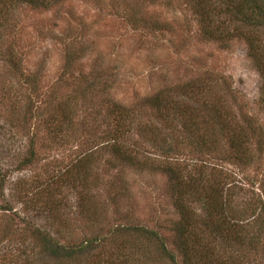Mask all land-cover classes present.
I'll return each instance as SVG.
<instances>
[{
	"label": "rangeland",
	"instance_id": "rangeland-1",
	"mask_svg": "<svg viewBox=\"0 0 264 264\" xmlns=\"http://www.w3.org/2000/svg\"><path fill=\"white\" fill-rule=\"evenodd\" d=\"M191 2L55 0L40 8L15 4L0 28V168L7 170L6 194L19 179V189L24 186L25 191L7 198L12 210L0 213V264H14L22 250L30 252L34 228L50 231L52 222L56 226L64 221L76 238L90 237L97 228L106 233L113 224L153 230L177 255L171 231L172 222L179 220L173 183L149 167L120 166L110 152L115 136H122L118 142L123 147H134L141 162L143 156L156 165L160 159L159 164L183 169L185 176L201 172L216 178L230 197L240 190L229 202V213L238 223L239 218L248 221L244 243L225 245L212 236L200 238L215 253V264H264L263 244L254 251L249 243L257 228L250 213L256 208L252 198L264 195L263 70L242 38L205 37L203 19ZM210 7L205 13L216 22L214 27L229 35L242 28L238 20L227 21L229 14L211 12ZM258 32L262 46L264 27ZM71 51L76 54L68 66ZM7 52L18 64L16 75L6 61ZM220 123L228 126L223 132ZM228 129L234 140L239 137L240 153L230 148ZM31 141L32 163L18 167ZM80 158L86 161L83 185L77 186L78 192L70 184L60 186L65 208L59 209L55 223L33 206L39 201L31 202V209L23 207L42 181L60 174L63 178ZM79 194L82 204L93 205L90 231L85 225L89 215L85 219L78 213ZM4 199L0 206L8 201ZM188 202L189 230L202 227L205 208L194 199ZM25 226L29 230L20 232ZM129 237L125 247L133 241L131 256L140 263L167 264L137 239V233ZM116 243L108 237L104 250L98 247L94 253V264L116 262L130 253L112 255ZM30 256L27 264H33ZM46 261L52 263L38 259L34 264Z\"/></svg>",
	"mask_w": 264,
	"mask_h": 264
},
{
	"label": "trees",
	"instance_id": "trees-1",
	"mask_svg": "<svg viewBox=\"0 0 264 264\" xmlns=\"http://www.w3.org/2000/svg\"><path fill=\"white\" fill-rule=\"evenodd\" d=\"M3 0L0 6V28L5 25V21H7V17L10 14V11L14 10L16 5L20 4H27L35 8L40 7H50L47 5H52L55 0ZM223 3V10L221 8V4H217V0H193L191 5L196 13H199L202 17V25L205 27L203 28V34L205 37L209 38H216L220 39V41H225L229 36L234 37L237 36L238 38H242L246 41L247 48L249 55L261 65V69L263 70L264 74V45L260 46L261 35L258 32V29L264 27V0H221ZM0 3V4H1ZM16 4V5H15ZM208 5H211V12H225L228 17V20H232L235 23L237 20L240 24H242V28L234 33L229 35V33H225V30H219L218 27H214V23H212L211 19L206 18V13H209ZM220 9V10H219ZM8 10V11H7ZM210 12V15H211ZM4 13V14H3ZM6 19H3L4 17ZM3 17V18H2ZM221 19H219V22ZM225 21V20H224ZM220 24L224 26V22H220ZM4 28V27H3ZM236 30V29H233ZM251 35V38H249ZM0 39H2L0 37ZM7 51V50H6ZM72 52V51H71ZM68 54V66L74 61V57L76 52ZM8 60H6L11 67H14L16 70L14 75L18 74V64L16 61L12 60V56L10 53L7 52ZM21 73V71H20ZM97 75L100 74L96 73ZM28 78H30L28 76ZM97 78V77H95ZM29 82V80H28ZM29 85L31 87H35L34 81H30ZM157 104L159 102L156 99ZM62 116L64 115L61 113ZM66 116V115H65ZM217 124L216 122H214ZM219 131L223 132L225 129L228 128L225 123L219 124ZM233 133H230L228 129V133L226 138L228 139L229 146L232 150L240 153L241 144L239 141V137L237 140H234ZM122 136H115L114 142L111 145L110 152L113 155H116L118 158V164L120 166L126 165L127 167H135L136 169L140 168H150L152 171H160L166 174L170 178V182L173 183V197H175L174 206L176 211L178 212L179 220L176 222H172V232L174 233L173 238V245L175 248L174 254L172 253L166 246L165 239L153 230H148L142 227H136L131 229L127 226L115 225L113 224L110 229L106 231V233L102 232V228H97L96 232L92 233L93 235L90 237H82L76 238L75 236L71 235V230L65 225V221L62 223H58L56 226L55 224L50 225V228L53 229L56 227L57 229L51 232L42 231L41 229L34 228L32 230V248H30V252H24L22 250L21 254L19 253L16 257L17 261L14 264H27L28 257L26 255L30 254V258L32 263L34 264L35 261L38 259L49 260L52 263L50 264H94V253H96L98 247L99 250H104V243H106L107 238H113L114 240H118V244L116 246L113 245L110 249L112 255L119 257V255L125 254L129 249L130 253H126L122 260L116 262H98L97 264H143L140 263L135 257L131 256L132 253V242L131 246L127 249L125 247V243L128 242L131 237H129V233H137V238L139 241L149 244V247H153V253L158 255V259L166 262L167 264H215L217 261L216 255L213 252L212 248H209V244L207 243L206 239L208 237H214L218 240H221L222 243L225 245H242L245 241V234H244V227L248 225V221L246 219L239 218L236 222L237 218L236 215L230 214V205L229 202L236 196H238L239 191L236 190L233 196L230 197L227 193V189L222 186V184L214 178H208L205 174H198V175H190L185 176L183 169L181 172H178L171 168L169 165L162 166L159 159L158 164L156 165L151 159L144 158V162H141L136 156V149L134 147L132 149L123 147L118 142V139ZM205 142L199 143L198 146L200 148L204 147ZM34 156L32 151V141L31 146L29 147L27 156L24 160H22L21 164L18 166L27 167L31 165V160ZM240 156V155H239ZM237 157V156H236ZM146 160V162H145ZM151 161V162H150ZM149 163V164H148ZM86 161L82 162L81 158L77 159L74 170L70 171L67 170V177H65L66 172L63 174V178L60 175L52 176L48 179L42 181V184L35 190L34 194L35 197L32 200L27 201V205H24V208L31 209V202L33 203L39 201L38 204L33 205L38 209H42L49 214L50 219L52 221H56L59 214V209L65 208V197L60 194V186L63 183H67L72 185V189L74 192H78L77 186L81 184L83 168L85 167ZM149 166H147V165ZM200 169L201 167H197ZM18 169V168H17ZM7 170H1L0 168V198H5L4 202H6L7 198H18L20 193H24V186L19 189V183L12 186L11 189L8 191V194L5 193V181L6 176L5 173ZM212 174V173H211ZM213 175V174H212ZM83 185V184H81ZM87 187V186H86ZM84 190L83 188H81ZM245 190L243 189L242 193ZM8 196V197H6ZM80 198V203L77 204V207L80 211L81 217L86 219V216L89 215V218L86 221L85 225H88V231H90V226L94 223V210L93 205H86L82 204V198L80 194L77 196ZM239 197V196H238ZM259 195L256 198H252L256 208L253 210L251 209L252 221L255 223V227H257L253 234H250V244L253 247L254 251L256 248L263 244V254H264V216L262 217V213H264V195L260 197ZM194 199L198 203H200L204 209V222H202V227L197 226V229L189 230L190 226L186 222V219L189 215H192L190 212V208L188 205V200ZM115 202V201H114ZM116 203V202H115ZM113 204L115 208L116 205ZM12 202L8 200L4 205L0 206V213L1 215L4 212H10L12 210ZM118 205V204H117ZM37 209V210H38ZM255 211L257 213L255 214ZM90 212V214H89ZM247 214V211H245ZM18 215L17 213L15 214ZM243 214H241V217ZM18 218V217H17ZM94 218V219H93ZM57 223V222H56ZM196 224V223H195ZM53 227V228H52ZM59 228V230H58ZM24 230H19L20 232L28 231L29 229L26 226L23 228ZM62 230V232H59ZM107 233L110 235L107 236ZM65 235L63 238L60 236ZM200 235L204 236L205 238H200ZM65 239V240H62ZM22 246H26L21 242ZM102 248H101V247ZM122 248L123 252H122ZM146 252L149 254L151 251ZM28 253V254H27ZM178 257L180 258V263L178 262ZM29 258V259H30ZM264 258V255H263ZM93 260V261H92ZM48 262H44L43 264H47Z\"/></svg>",
	"mask_w": 264,
	"mask_h": 264
}]
</instances>
